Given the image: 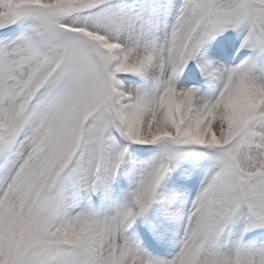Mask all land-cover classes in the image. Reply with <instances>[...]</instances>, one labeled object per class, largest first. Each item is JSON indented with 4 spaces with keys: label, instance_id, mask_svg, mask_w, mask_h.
Segmentation results:
<instances>
[{
    "label": "snow or ice",
    "instance_id": "6c2138e0",
    "mask_svg": "<svg viewBox=\"0 0 264 264\" xmlns=\"http://www.w3.org/2000/svg\"><path fill=\"white\" fill-rule=\"evenodd\" d=\"M0 264H264V0H0Z\"/></svg>",
    "mask_w": 264,
    "mask_h": 264
}]
</instances>
